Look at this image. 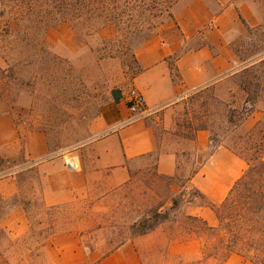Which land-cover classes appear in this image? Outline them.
<instances>
[{"label":"rangeland","instance_id":"obj_1","mask_svg":"<svg viewBox=\"0 0 264 264\" xmlns=\"http://www.w3.org/2000/svg\"><path fill=\"white\" fill-rule=\"evenodd\" d=\"M253 1L264 17V0ZM171 19L165 15L143 35L127 39L112 24L77 31L66 22L49 29L37 22L17 23L15 0H0V115L11 114L22 130L43 133L56 152H76L89 139L90 125L112 93L129 88L139 73L136 49ZM235 44L241 59L264 51V29L247 31ZM228 89V108L214 93L198 94L179 114L177 133L185 152L174 177L160 176L156 157L150 156L131 162L130 180L121 186L96 185L64 205L44 207L39 199L29 201L27 189L19 200L26 204L31 228L15 237L0 228V264H76L77 259L78 264H133V254L140 264H223L228 253L220 244L226 232L219 213L213 210L218 221L214 236L202 221L188 216L191 206L208 204L188 183L198 168L189 145L194 130L208 126L210 152L222 144L247 162V171L259 164L264 154L255 147L264 140V62L229 80ZM254 113L258 122L248 130L243 123ZM3 169L0 160V174ZM28 173L20 177L24 184ZM246 182L245 192L259 189ZM17 203L1 206L0 216ZM225 215L229 231L234 230ZM143 220L155 227L136 234L132 227ZM63 234L73 235L74 251L55 247L56 236Z\"/></svg>","mask_w":264,"mask_h":264},{"label":"crops","instance_id":"obj_2","mask_svg":"<svg viewBox=\"0 0 264 264\" xmlns=\"http://www.w3.org/2000/svg\"><path fill=\"white\" fill-rule=\"evenodd\" d=\"M171 15L170 22L136 49L139 73L129 88L112 93L91 123L89 139L76 152H56L43 133L22 130L11 114L0 115V160L5 168L0 174V207L18 200L0 216V228L7 237L26 235L31 228L29 211L19 200L28 190L29 201L39 199L44 207L64 205L93 186H121L130 180L131 162L150 156L156 157L160 176H176L179 157L185 152L179 143L177 118L189 109L190 98L214 93L216 101L228 108L232 102L229 80L264 60V51L241 59L235 44L247 31L264 29V17L253 0H179ZM132 91L145 100V109L139 114L130 112ZM254 115L243 123L248 130L258 122ZM192 137L189 146L198 168L188 183L209 204L220 205L248 164L222 144L210 152L208 126L195 129ZM25 172L30 174L26 184L20 179ZM209 204L191 206L188 216L215 228L218 221ZM73 243L72 234L57 235L54 241L56 248L74 251ZM132 256L133 264H140L137 256ZM223 264L252 262L233 253Z\"/></svg>","mask_w":264,"mask_h":264},{"label":"trees","instance_id":"obj_3","mask_svg":"<svg viewBox=\"0 0 264 264\" xmlns=\"http://www.w3.org/2000/svg\"><path fill=\"white\" fill-rule=\"evenodd\" d=\"M179 0H15V21L17 23L37 22L44 29H49L61 22L68 23L73 29L95 31L110 24L116 31L123 30V37L137 38L154 27L165 15L171 16V8ZM263 61L259 63H263ZM261 92L260 85H256ZM257 100V99H254ZM250 102H253L251 100ZM262 145L255 147L264 154ZM259 146V147H258ZM260 148V149H259ZM258 184V190L245 192L248 182ZM209 204V203H208ZM211 209L219 213L218 220L226 232L221 237V248L230 254L236 253L247 257L253 264H264V157L258 165L249 168L236 183L227 199L220 205L209 204ZM220 210V211H219ZM228 220L234 225L229 231ZM164 220L166 217L163 218ZM194 221H202L191 218ZM190 219V220H191ZM143 223V224H142ZM206 231L215 235L216 229L207 226ZM146 220L133 225L135 233L154 229ZM230 232V234H229ZM252 232V235H251Z\"/></svg>","mask_w":264,"mask_h":264},{"label":"built area","instance_id":"obj_4","mask_svg":"<svg viewBox=\"0 0 264 264\" xmlns=\"http://www.w3.org/2000/svg\"><path fill=\"white\" fill-rule=\"evenodd\" d=\"M128 103L130 105V112L132 114H139L145 109V100L141 94L136 91H132L128 97ZM71 164V163H70Z\"/></svg>","mask_w":264,"mask_h":264}]
</instances>
